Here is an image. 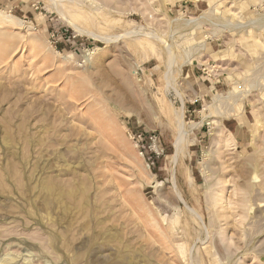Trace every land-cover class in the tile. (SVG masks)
<instances>
[{"label": "rangeland", "instance_id": "374dc122", "mask_svg": "<svg viewBox=\"0 0 264 264\" xmlns=\"http://www.w3.org/2000/svg\"><path fill=\"white\" fill-rule=\"evenodd\" d=\"M0 264H264V0H0Z\"/></svg>", "mask_w": 264, "mask_h": 264}, {"label": "built area", "instance_id": "2783aa9c", "mask_svg": "<svg viewBox=\"0 0 264 264\" xmlns=\"http://www.w3.org/2000/svg\"><path fill=\"white\" fill-rule=\"evenodd\" d=\"M136 141H137L136 143H137V146H138V142H141L142 141L141 135L138 136V138L136 139ZM157 147H158L157 145L154 146L155 149H153V154L158 157V156H160V154L158 153V148ZM141 155L144 156L143 152L141 153Z\"/></svg>", "mask_w": 264, "mask_h": 264}, {"label": "bare ground", "instance_id": "6f19581e", "mask_svg": "<svg viewBox=\"0 0 264 264\" xmlns=\"http://www.w3.org/2000/svg\"><path fill=\"white\" fill-rule=\"evenodd\" d=\"M212 123H214V121Z\"/></svg>", "mask_w": 264, "mask_h": 264}]
</instances>
